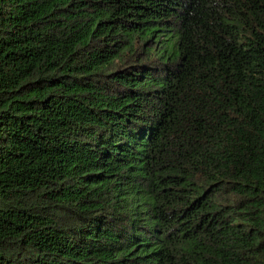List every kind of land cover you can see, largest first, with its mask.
<instances>
[{
  "label": "trees",
  "instance_id": "trees-1",
  "mask_svg": "<svg viewBox=\"0 0 264 264\" xmlns=\"http://www.w3.org/2000/svg\"><path fill=\"white\" fill-rule=\"evenodd\" d=\"M0 264H264V0H0Z\"/></svg>",
  "mask_w": 264,
  "mask_h": 264
}]
</instances>
